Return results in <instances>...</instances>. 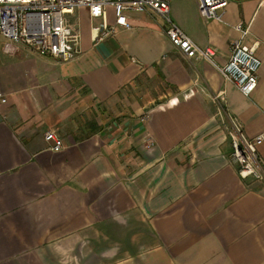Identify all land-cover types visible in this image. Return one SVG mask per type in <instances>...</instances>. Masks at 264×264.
Listing matches in <instances>:
<instances>
[{"label": "crops", "instance_id": "1", "mask_svg": "<svg viewBox=\"0 0 264 264\" xmlns=\"http://www.w3.org/2000/svg\"><path fill=\"white\" fill-rule=\"evenodd\" d=\"M228 2L223 22L170 2L212 62L185 58L151 12L96 43L100 21L77 10L68 63L0 36V264H264V144L263 178L244 180L229 138L264 132V0ZM240 23L262 61L249 97L220 71Z\"/></svg>", "mask_w": 264, "mask_h": 264}, {"label": "built area", "instance_id": "2", "mask_svg": "<svg viewBox=\"0 0 264 264\" xmlns=\"http://www.w3.org/2000/svg\"><path fill=\"white\" fill-rule=\"evenodd\" d=\"M171 0H0V36L7 42L22 45L41 57L53 58L62 63L74 61L80 54L82 34L71 16L77 10L86 9L92 21H100L95 42L100 43L113 36L117 29L130 30L132 16L154 13L166 19L169 28L166 35L171 44L187 59L214 61L217 50L202 48L189 38L171 18ZM201 17L223 22L228 0H196ZM112 10L114 23L106 21ZM236 29L241 38L231 44L230 58L220 69L222 76L246 97L251 96L259 85L262 61L257 56L258 44H246L249 28L240 23ZM194 93V91H192ZM7 99L0 92V103ZM232 134L233 159L239 165V176L246 180L263 178L259 159V148L264 144V132L253 139L244 136L240 126L234 123ZM51 143L50 150L60 153L65 143L55 131L46 134ZM147 149L154 147L152 139L147 140Z\"/></svg>", "mask_w": 264, "mask_h": 264}, {"label": "rangeland", "instance_id": "3", "mask_svg": "<svg viewBox=\"0 0 264 264\" xmlns=\"http://www.w3.org/2000/svg\"><path fill=\"white\" fill-rule=\"evenodd\" d=\"M75 19H77L76 16H74V18L71 19V22H72V24L77 25L78 20L76 21ZM234 132H235V127H234V124H233V128H232V130L229 132V138H230L231 143H232V134H233ZM147 150H148V149H147Z\"/></svg>", "mask_w": 264, "mask_h": 264}]
</instances>
